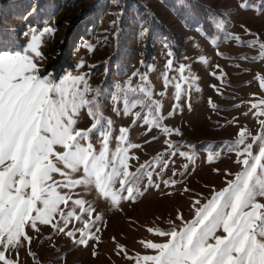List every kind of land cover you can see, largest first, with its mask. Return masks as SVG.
<instances>
[{
	"label": "rangeland",
	"instance_id": "1",
	"mask_svg": "<svg viewBox=\"0 0 264 264\" xmlns=\"http://www.w3.org/2000/svg\"><path fill=\"white\" fill-rule=\"evenodd\" d=\"M54 1V13L45 18L31 21L25 16L7 13L8 18L4 20L12 24V34L23 46L31 42V35L36 30H39L38 36L46 27L53 30L41 38L39 50L44 59L39 61L40 75L59 79L69 73L86 74L91 87L100 90L102 115L113 122L110 152L118 146L124 147L125 142L118 139L122 128L129 130L126 143L138 145L128 148L131 157L128 171L141 176L137 187L142 195L130 201L124 193L125 199L117 208L94 188L78 187L73 190V198H83L95 211L89 216L77 209V214L89 221L103 217L95 225L99 232L95 233L93 229L98 240L89 239L87 246L79 245L51 226L38 223L39 232L26 228L27 234L33 237L31 244L7 255L19 264H136L138 258L156 254L146 247L147 242L163 243L170 239L150 229L181 230L194 219L199 208L243 170L238 162L242 157L238 153L244 145L236 146L241 131L247 133L245 144H252L253 154L258 155L262 142L255 138L264 133L261 124L264 115H260L264 112V103H261L264 101V86L261 85L264 81V59L261 58L264 48L260 47L264 44V0H200L220 11L229 35L221 37L219 46L200 29L184 26L160 0H131L144 5L149 15L146 21L139 20L141 18L133 11H129L124 19L123 0H105L106 5L101 9L98 7L100 0ZM31 8L33 6L29 5L28 9ZM91 15L95 26L86 36L81 33H87V27L92 23ZM152 15L173 36L177 48L171 57L163 41H153L149 36ZM118 45L123 48L122 73L116 72V65L108 61L119 50ZM60 56L64 57L65 66L56 70L54 60ZM201 57H206L208 63L201 62ZM169 59L173 61L172 69L166 70ZM182 65L185 75L197 79L183 84L179 72ZM165 74L169 77L167 87ZM176 82L186 89L179 99L174 87ZM129 83L133 88L143 84L152 89V100L162 105L153 116H162V125L178 130V133L173 131L169 135L162 127L145 124V119H151L147 108L142 110L137 106L132 109L133 113H141V119L125 113L120 97L131 96ZM93 123L94 119L84 110L79 114L76 127L86 130ZM101 140L98 133L90 135L97 151L102 149ZM202 141L208 143L206 150L195 148ZM170 143L175 147H169ZM229 145L233 150H228ZM171 152H187L195 159L190 161L179 154H167ZM210 153L214 156L211 162ZM159 157L166 161L165 165L156 159ZM149 162L151 167L142 173L141 166ZM148 172L152 173V186H149ZM53 175L55 180L63 179L59 174ZM258 200L264 203V198ZM61 207L68 211L73 206L70 201L68 207ZM81 227V221L73 220L66 230ZM216 235L226 234L220 229ZM141 264H144L142 260Z\"/></svg>",
	"mask_w": 264,
	"mask_h": 264
},
{
	"label": "snow or ice",
	"instance_id": "2",
	"mask_svg": "<svg viewBox=\"0 0 264 264\" xmlns=\"http://www.w3.org/2000/svg\"><path fill=\"white\" fill-rule=\"evenodd\" d=\"M36 32H33L31 42L26 46L17 48L13 42L10 48L0 47L2 264H19L18 260L8 258L7 253L26 244L30 245L33 237L27 234L26 228L39 232L38 223L51 226L79 245L87 246L89 239H99L95 234L99 228L95 225L103 217L97 216L95 220L89 221L77 214V209L89 216L95 211L93 205L83 198H73V190L78 187L94 188L117 208L125 199L124 193L130 201L142 195L137 187L141 176L128 171V161L131 159L128 148L138 147L126 143L129 130H120L118 139L125 142L124 147L118 146L110 152L109 138L113 122L102 115L98 96L100 90L91 87L86 74L69 73L59 79L42 77L39 68V61L44 59L39 50L41 38L53 30L46 27L39 36ZM260 47L264 48V44ZM172 55L168 53L169 57ZM261 58L264 59V54ZM201 62L208 63V60L201 57ZM172 64V59H169L166 70H171ZM80 66L83 67L82 64ZM179 72L183 84L197 79L185 75L183 65ZM164 82L167 87V74ZM261 85L264 86V81H261ZM174 87L176 98L179 99L181 92L186 89L180 82H176ZM129 92L131 96L120 97L126 114H134L137 119H141V113H133L132 109L137 106L142 110L147 108L151 119H145V124L162 127L169 135L173 131L178 133V130L162 125V116H153V112L158 111L162 105L152 100L151 88L143 84L133 88L129 83ZM84 110L94 119L92 126L86 130L76 127L79 114ZM260 115H264V112ZM261 124L264 125V121ZM93 133L102 137V149L99 151L90 141ZM246 135V131H241L236 141V146L244 145L238 153L242 157L238 162L242 164L243 170L235 176L234 181L216 192L181 230L165 232L150 229L170 239L163 243L147 242L146 247L156 254L138 258L136 264H141V260L144 264H264V203L258 200L264 198V133L255 138L262 142L258 155L253 154L252 144H245ZM169 147L175 146L170 143ZM57 148L62 150L58 151ZM228 150H233V146L229 145ZM167 154H179L190 161L195 159L194 155L187 152ZM208 158L211 162L213 154L210 153ZM156 159L161 165L166 164L162 157ZM150 167L151 162L142 165V173ZM53 174H59L63 179L55 180ZM147 175L149 186H152V173L148 172ZM70 201L73 207L64 211L61 205L68 207ZM73 220L81 221L83 227L66 230ZM220 229L226 235H216Z\"/></svg>",
	"mask_w": 264,
	"mask_h": 264
},
{
	"label": "trees",
	"instance_id": "3",
	"mask_svg": "<svg viewBox=\"0 0 264 264\" xmlns=\"http://www.w3.org/2000/svg\"><path fill=\"white\" fill-rule=\"evenodd\" d=\"M160 1L173 11L175 16L184 24V26L192 29H200L201 32L210 40H212L216 46L221 44L222 36L224 37L225 35H229L226 26L223 23H219L222 18L221 14H219L220 11L200 0ZM132 2L131 0H123L124 12L122 17L125 19V15H127L129 11H133L137 18H141L139 20L146 21L149 15L146 13L144 5L140 1H137V4L134 1ZM0 3L2 4V8H0V47L2 48H10L13 42L17 48L24 45L22 42L16 41V38L12 34V24L4 20V18H8L7 13L22 15L28 20L33 21V18H45L46 16L52 15L56 9V3L54 0H34V2L30 0H0ZM29 5L33 6V8L28 9ZM105 5V0H100L98 7L101 9V7H105ZM150 17L152 19V27L149 30V36L151 35V40L163 41L169 51L175 54V48H177V45L172 41L173 36L165 27L160 25L159 21L154 15ZM89 20H91L92 23H89V27H87V33L83 30V33H81L85 34L86 36L94 30L95 26L92 15ZM39 25L40 24H38V26ZM118 47L119 50L115 51L108 61L116 65V72L119 71L122 73L124 63V58L122 56L123 48L120 47V45H118ZM150 51L151 50L146 52V55L149 56ZM148 56H146V58H148ZM54 62L56 65L54 68L56 70H58V68L60 69L62 65L65 66L63 56L55 59ZM154 113L155 112H153V114ZM218 143H221V140ZM206 144H208L207 141L199 142L195 148L206 150ZM212 149L215 150L216 148L213 147Z\"/></svg>",
	"mask_w": 264,
	"mask_h": 264
}]
</instances>
